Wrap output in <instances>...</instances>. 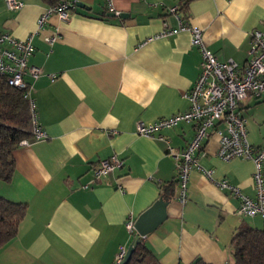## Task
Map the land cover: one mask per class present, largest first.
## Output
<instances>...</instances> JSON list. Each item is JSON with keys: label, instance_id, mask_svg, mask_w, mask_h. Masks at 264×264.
Instances as JSON below:
<instances>
[{"label": "crops", "instance_id": "crops-1", "mask_svg": "<svg viewBox=\"0 0 264 264\" xmlns=\"http://www.w3.org/2000/svg\"><path fill=\"white\" fill-rule=\"evenodd\" d=\"M21 1L22 9L10 11L0 0V34L25 39L36 30L47 5ZM61 1L74 4L68 19L52 15L32 37L28 64L41 74L25 79L47 138L17 148L11 178L0 182V197L26 205L16 236L0 248V264H113L136 239L125 228L128 217L135 222L159 199L167 203L165 218L142 240L159 264L196 258L232 264L235 232L241 226L264 231V218L240 216L238 198L217 182L254 198L253 163L217 156L216 131L224 128L217 122L196 154L186 202L179 203L168 146L184 149L194 124L152 137L139 135L137 125L189 108L183 96L197 79L201 54L185 31L146 41L179 22L192 25L202 29L218 61L241 68L251 31L264 23V0H112L113 11L105 0ZM237 112L249 143L264 147V98L248 96ZM113 155L121 165L93 181L98 163Z\"/></svg>", "mask_w": 264, "mask_h": 264}, {"label": "built area", "instance_id": "built-area-1", "mask_svg": "<svg viewBox=\"0 0 264 264\" xmlns=\"http://www.w3.org/2000/svg\"><path fill=\"white\" fill-rule=\"evenodd\" d=\"M4 2L10 11H18L24 6L21 0H4ZM105 2L107 8L113 11L112 0H105ZM73 7L74 4L67 1L47 6L37 19L36 30L25 39H17L9 33L0 34V77L6 78L9 86L24 91V97L29 103L32 139L35 141L44 140L47 135L38 123L36 105L31 96L32 85L25 79L26 77L35 79L41 74L40 68L28 64V59L34 52L32 37L42 29L52 15H56L61 21H66ZM168 11L175 14L177 6L170 7ZM119 14L115 11V15ZM179 31L189 33L191 44L197 47L201 54L197 79L192 88L183 96L189 102V108L184 112L158 119L152 123L140 122L137 125V133L152 137L156 131L172 128L179 123L194 124V135L184 149L175 151L168 146V155L177 170L178 201L184 204L187 199L190 171L199 166L196 154L207 139L209 130L215 127L217 122L222 123L224 128L216 131L219 136L217 156L225 161L234 158L252 161L256 196L250 198L243 195L239 188L225 181H218L217 186L227 189L238 198L237 213L240 216L264 218V147L255 148L249 143L246 120L237 112L238 104L248 96L264 98V23L260 28L251 31L249 59L241 68L232 60L218 61L206 47L202 29L192 25L179 22L178 29H164L159 35L147 39L146 42ZM56 38V36L47 37L45 41L52 43ZM26 144L27 141L21 142V145ZM120 165L121 161L115 155L100 161L93 171V181L105 178L108 173ZM205 174L211 177V171H205ZM125 228L135 238L137 237L132 217L126 220ZM143 238H140V242ZM125 252L126 250L121 248L113 264H122Z\"/></svg>", "mask_w": 264, "mask_h": 264}, {"label": "trees", "instance_id": "trees-1", "mask_svg": "<svg viewBox=\"0 0 264 264\" xmlns=\"http://www.w3.org/2000/svg\"><path fill=\"white\" fill-rule=\"evenodd\" d=\"M52 6L61 0H41ZM32 138V125L28 100L24 91L11 87L6 78L0 77V182L8 181L14 171L13 152L22 141ZM26 214V205L0 197V248L17 234ZM232 264H264V231L241 226L231 240ZM126 264H159L156 257L143 246L135 247ZM190 264H205L196 258Z\"/></svg>", "mask_w": 264, "mask_h": 264}, {"label": "water", "instance_id": "water-1", "mask_svg": "<svg viewBox=\"0 0 264 264\" xmlns=\"http://www.w3.org/2000/svg\"><path fill=\"white\" fill-rule=\"evenodd\" d=\"M76 6L82 7L81 3H76ZM167 203L162 199L156 201L150 208L141 213L134 222V229L136 233L135 241L129 245L122 260V264H126L135 247L140 242L141 237L151 232L156 226L165 218Z\"/></svg>", "mask_w": 264, "mask_h": 264}]
</instances>
